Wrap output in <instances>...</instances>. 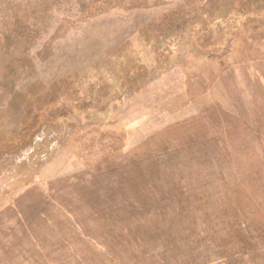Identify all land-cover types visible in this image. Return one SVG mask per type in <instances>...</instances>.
<instances>
[{
    "label": "rangeland",
    "instance_id": "374dc122",
    "mask_svg": "<svg viewBox=\"0 0 264 264\" xmlns=\"http://www.w3.org/2000/svg\"><path fill=\"white\" fill-rule=\"evenodd\" d=\"M0 264H264V0H0Z\"/></svg>",
    "mask_w": 264,
    "mask_h": 264
},
{
    "label": "trees",
    "instance_id": "16d2710c",
    "mask_svg": "<svg viewBox=\"0 0 264 264\" xmlns=\"http://www.w3.org/2000/svg\"><path fill=\"white\" fill-rule=\"evenodd\" d=\"M182 25H176L173 28H169L168 32L161 38V43H158V37H153L151 39V45L148 51L145 53L147 55L153 54L157 57L162 56L170 51L177 52L183 48H193L197 47L193 43V32H186Z\"/></svg>",
    "mask_w": 264,
    "mask_h": 264
}]
</instances>
